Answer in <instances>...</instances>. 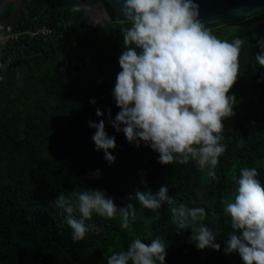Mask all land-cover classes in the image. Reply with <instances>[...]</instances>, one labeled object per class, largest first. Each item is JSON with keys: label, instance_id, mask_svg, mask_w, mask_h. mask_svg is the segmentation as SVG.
I'll return each mask as SVG.
<instances>
[{"label": "trees", "instance_id": "obj_1", "mask_svg": "<svg viewBox=\"0 0 264 264\" xmlns=\"http://www.w3.org/2000/svg\"><path fill=\"white\" fill-rule=\"evenodd\" d=\"M91 1L102 3L110 20L89 25L83 8L72 11L78 0H29L10 23L14 30L52 32L46 39L25 37L0 52L6 65L0 69V264H107L135 238L163 240L165 264H243L238 253L225 254L232 228L224 208L241 168H256L264 185V67L255 60L257 39L264 40V13L206 25L220 39L245 41L239 79L229 93L236 97L235 115L223 122L226 151L213 179L194 161L161 165L158 153L143 143L137 149L111 127L108 111L113 119L120 111L113 91L124 51L121 30L128 25L119 23L105 0ZM97 108L116 140L111 165L92 140L95 129L88 122L99 123ZM161 186L168 187L173 205L153 211L135 199L137 191L156 194ZM76 188L102 190L118 209L131 202L136 214L127 228L119 213L93 214L86 223L100 231L74 242L57 198ZM180 204L205 209L201 223L217 233L219 251L199 250L191 230L173 223L170 208ZM73 216L80 218L78 210Z\"/></svg>", "mask_w": 264, "mask_h": 264}, {"label": "clouds", "instance_id": "obj_2", "mask_svg": "<svg viewBox=\"0 0 264 264\" xmlns=\"http://www.w3.org/2000/svg\"><path fill=\"white\" fill-rule=\"evenodd\" d=\"M123 19L124 51L119 56L121 71L117 74L113 97L120 110L115 118L108 111V122L115 132H123L137 149L143 143L159 154V163L187 164L194 161L199 169L215 179L219 158L226 151L222 143L224 121L235 115L236 97L229 95L239 79V57L245 41L220 39L200 21L194 0H118ZM77 4L73 12H80ZM4 37L0 36V44ZM259 51L255 60L264 67V40L257 39ZM6 65L0 63V69ZM4 77L0 76V80ZM90 103L95 105V100ZM105 113L96 109L99 123L89 121L95 129V149L103 151L105 160L115 162L110 150L116 145L104 122ZM96 170L95 177H99ZM256 168L243 167L236 181L233 198L226 203L232 231L225 254L238 253L243 264H264V185ZM143 182V181H142ZM167 186L156 194L135 193L145 209L158 210L163 204H174ZM133 197H129L131 201ZM57 206L66 213L74 242L85 239L89 232L100 231L86 223L93 214L113 218L119 213L121 227H128L129 217L136 214L129 202L117 208L113 200L99 189H79L66 197L60 194ZM78 210L79 219L73 213ZM173 223L181 230L190 229L191 240L199 250H220L217 233L201 222L206 218L202 207L184 204L170 208ZM167 245L160 238L143 243L133 239L127 250L115 252L107 264H165Z\"/></svg>", "mask_w": 264, "mask_h": 264}, {"label": "water", "instance_id": "obj_3", "mask_svg": "<svg viewBox=\"0 0 264 264\" xmlns=\"http://www.w3.org/2000/svg\"><path fill=\"white\" fill-rule=\"evenodd\" d=\"M118 19H123L118 0H105ZM199 8V19L205 25L216 22H234L245 16L264 13V0H194ZM99 5L107 18L108 13L102 3Z\"/></svg>", "mask_w": 264, "mask_h": 264}, {"label": "built area", "instance_id": "obj_4", "mask_svg": "<svg viewBox=\"0 0 264 264\" xmlns=\"http://www.w3.org/2000/svg\"><path fill=\"white\" fill-rule=\"evenodd\" d=\"M51 32L52 31L50 29L45 27L14 30L11 25H7L5 26L4 31L0 34V36L4 37L3 43L0 44V52L3 51L8 45H13V43L20 39H24L25 37H29L31 39L36 37L46 39L51 34Z\"/></svg>", "mask_w": 264, "mask_h": 264}, {"label": "crops", "instance_id": "obj_5", "mask_svg": "<svg viewBox=\"0 0 264 264\" xmlns=\"http://www.w3.org/2000/svg\"><path fill=\"white\" fill-rule=\"evenodd\" d=\"M29 0H0V34L5 26L17 20L26 7Z\"/></svg>", "mask_w": 264, "mask_h": 264}, {"label": "rangeland", "instance_id": "obj_6", "mask_svg": "<svg viewBox=\"0 0 264 264\" xmlns=\"http://www.w3.org/2000/svg\"><path fill=\"white\" fill-rule=\"evenodd\" d=\"M78 2L83 6L89 25L97 26L107 21L99 2H92L91 0H78Z\"/></svg>", "mask_w": 264, "mask_h": 264}]
</instances>
